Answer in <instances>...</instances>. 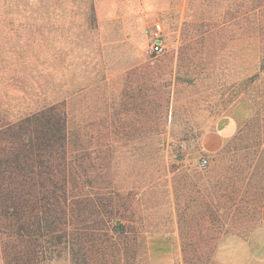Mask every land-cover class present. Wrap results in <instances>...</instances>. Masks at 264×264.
Here are the masks:
<instances>
[{"label": "rangeland", "instance_id": "obj_1", "mask_svg": "<svg viewBox=\"0 0 264 264\" xmlns=\"http://www.w3.org/2000/svg\"><path fill=\"white\" fill-rule=\"evenodd\" d=\"M54 104L63 233L46 205L34 235H0V264H264V0H0V126ZM214 129L232 133L207 153Z\"/></svg>", "mask_w": 264, "mask_h": 264}, {"label": "trees", "instance_id": "obj_2", "mask_svg": "<svg viewBox=\"0 0 264 264\" xmlns=\"http://www.w3.org/2000/svg\"><path fill=\"white\" fill-rule=\"evenodd\" d=\"M66 122L65 111L60 104H54L0 126V235H34V230L44 227L46 205L52 206L53 214L48 216L54 225L52 232L63 233L60 224L65 218L67 197L66 174L62 170ZM56 153L58 156H54ZM24 185L33 187L26 193L30 206L24 209L27 233L21 222ZM36 187L42 197L33 196ZM109 226L112 234L125 231V225L116 220Z\"/></svg>", "mask_w": 264, "mask_h": 264}, {"label": "crops", "instance_id": "obj_3", "mask_svg": "<svg viewBox=\"0 0 264 264\" xmlns=\"http://www.w3.org/2000/svg\"><path fill=\"white\" fill-rule=\"evenodd\" d=\"M222 130H209L201 136L202 149L207 153L216 152L223 145L225 138L231 135L232 129L229 131ZM260 228L254 233V239L256 240V247L253 252V257L257 261L264 262V204L260 210Z\"/></svg>", "mask_w": 264, "mask_h": 264}, {"label": "built area", "instance_id": "obj_4", "mask_svg": "<svg viewBox=\"0 0 264 264\" xmlns=\"http://www.w3.org/2000/svg\"><path fill=\"white\" fill-rule=\"evenodd\" d=\"M145 35L150 42V49L156 54H160L164 50V31L160 22H154L145 28ZM201 166L207 164V158L202 157L200 161Z\"/></svg>", "mask_w": 264, "mask_h": 264}]
</instances>
